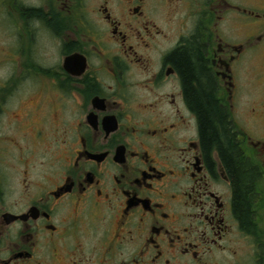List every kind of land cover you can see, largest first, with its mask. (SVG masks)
<instances>
[{
    "label": "flooded vegetation",
    "instance_id": "flooded-vegetation-1",
    "mask_svg": "<svg viewBox=\"0 0 264 264\" xmlns=\"http://www.w3.org/2000/svg\"><path fill=\"white\" fill-rule=\"evenodd\" d=\"M244 13L264 19L243 0H0V264H264V112L242 119L264 35ZM198 83L262 169L247 223Z\"/></svg>",
    "mask_w": 264,
    "mask_h": 264
},
{
    "label": "trees",
    "instance_id": "trees-1",
    "mask_svg": "<svg viewBox=\"0 0 264 264\" xmlns=\"http://www.w3.org/2000/svg\"><path fill=\"white\" fill-rule=\"evenodd\" d=\"M191 68L186 67V80L189 81ZM200 93L194 97L187 95L190 106L199 117L201 137L205 144L218 150L221 161L233 183L237 209L242 211L244 219L249 221V208L255 198V187L258 179L263 177L262 169L254 159L247 157L242 143L237 140L232 122L226 112L215 102L212 88L202 87L198 83Z\"/></svg>",
    "mask_w": 264,
    "mask_h": 264
},
{
    "label": "rangeland",
    "instance_id": "rangeland-1",
    "mask_svg": "<svg viewBox=\"0 0 264 264\" xmlns=\"http://www.w3.org/2000/svg\"><path fill=\"white\" fill-rule=\"evenodd\" d=\"M26 3H38L39 0H24ZM243 8L244 10L253 11L259 14L262 18H264V0H243ZM245 20H249L252 22H259L258 30L261 34L264 35V19L258 21L256 17H253L247 13L243 14ZM4 20V19H3ZM5 21V20H4ZM9 22V21H8ZM5 21V23H8ZM5 24L3 23L0 17V27L3 28ZM10 25V24H9ZM10 26H7L6 29L10 30ZM251 31L250 29H248ZM242 34L246 36L247 30L243 29ZM17 40V39H16ZM15 44V39L11 36L1 37L0 31V77L2 79H7L10 74V64H6L3 66L1 64L6 57H11V51L8 50L9 47ZM21 50L25 48V43L21 41ZM5 48V49H2ZM37 48L41 52V55L48 58L50 62H57L58 50L60 49L59 45H57L50 36L41 34L37 36ZM51 56V57H50ZM243 115L242 119L249 120L250 112L246 109L256 108L261 113L264 112V41L260 46L259 51L254 56L252 62L245 65L244 75H243ZM239 116V115H238ZM237 121H240V118L237 117ZM263 124V123H261ZM256 137L259 139L261 136H264L263 130H258L256 133Z\"/></svg>",
    "mask_w": 264,
    "mask_h": 264
},
{
    "label": "water",
    "instance_id": "water-1",
    "mask_svg": "<svg viewBox=\"0 0 264 264\" xmlns=\"http://www.w3.org/2000/svg\"><path fill=\"white\" fill-rule=\"evenodd\" d=\"M70 59H72V58H69L68 61H69ZM68 61L66 62V66L68 65Z\"/></svg>",
    "mask_w": 264,
    "mask_h": 264
}]
</instances>
